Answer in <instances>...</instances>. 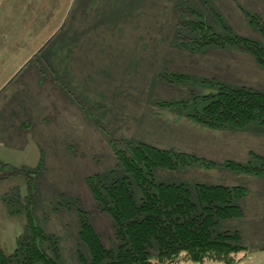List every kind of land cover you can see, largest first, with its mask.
Instances as JSON below:
<instances>
[{
	"label": "rangeland",
	"instance_id": "rangeland-1",
	"mask_svg": "<svg viewBox=\"0 0 264 264\" xmlns=\"http://www.w3.org/2000/svg\"><path fill=\"white\" fill-rule=\"evenodd\" d=\"M180 19L208 20L225 34L223 21L264 46V0H0V163H7L0 164V249L6 254L27 230L26 205L65 264H85L81 253L91 259L78 209L89 214L104 245L115 247L113 221L99 211L87 177H122L116 150L130 153L131 144L146 141L205 159L154 170L157 181L186 183L193 200L199 182L246 188L243 215L220 221L218 229L241 234L235 264H264V175L226 164L264 168V123L214 129L191 117L208 103L204 95L219 91L213 82L264 91V66L233 45L190 50L177 37ZM220 129L237 133L240 158L220 151L222 141L233 142ZM134 199L141 202L138 186ZM151 251L155 256L156 247Z\"/></svg>",
	"mask_w": 264,
	"mask_h": 264
},
{
	"label": "trees",
	"instance_id": "trees-1",
	"mask_svg": "<svg viewBox=\"0 0 264 264\" xmlns=\"http://www.w3.org/2000/svg\"><path fill=\"white\" fill-rule=\"evenodd\" d=\"M222 23L228 30L225 34L217 32L208 20L180 19L177 37L186 40L185 46L195 51L212 45L240 47L255 55L264 66L262 43L234 33L231 26ZM213 83L219 86V91L202 97L208 103L191 115L194 121L214 129L240 128L254 120L264 123V91ZM116 158L125 172L122 177L106 181L97 173L88 176L86 182L102 216L111 217L119 242L115 247H106L89 214L78 209L80 239L91 254L90 260L80 254L85 264H165L182 260L235 264L244 247L240 244L241 234L238 230H219L218 225L222 220L243 215L239 200L246 193L244 186L199 182L195 184L196 200H193L186 183L157 181L154 170L204 162L203 157L141 141L130 145V153L116 150ZM214 163L209 160L206 164ZM226 164L264 175V168L249 163L227 160ZM134 186L141 190L139 204L134 199ZM27 187L32 190L30 182ZM32 195L29 193L28 198ZM8 200L5 198L7 204ZM25 207L27 230L17 234L16 246L10 254L0 249V264H65L57 242L34 223L32 211L28 205ZM152 247H156L155 256Z\"/></svg>",
	"mask_w": 264,
	"mask_h": 264
},
{
	"label": "crops",
	"instance_id": "crops-1",
	"mask_svg": "<svg viewBox=\"0 0 264 264\" xmlns=\"http://www.w3.org/2000/svg\"><path fill=\"white\" fill-rule=\"evenodd\" d=\"M235 57V56H234ZM1 124V123H0ZM5 124V122H3V125ZM253 123H250V125H248V126H246V128L248 127V129L250 130L251 128H257V126H255V125H252ZM20 125V124H19ZM246 128H244V130L246 129ZM217 131H219L220 132V134H221V136L222 137H226V136H229L230 137V140L231 141H233V142H231V144H229L228 143V138H227V141L226 142H224V141H222V144H221V146L219 147V149H220V151H222V150H228L229 151V153L230 152H236V154H229L228 156H234V157H238V150H237V148H238V143L239 142H237L238 141V137H237V135H234V134H237V133H234V130H232V131H229V129H220V130H217ZM193 136H195V135H193ZM216 136V135H215ZM213 137V136H212ZM7 140L9 141V140H13V137L11 136V134H9L8 133V135H7ZM234 140H236V141H234ZM240 143H243V142H240ZM35 146H36V143H35ZM251 151V150H250ZM249 151V152H250ZM193 153H197V152H193ZM198 154V153H197ZM227 156V157H228ZM238 158H240V157H238Z\"/></svg>",
	"mask_w": 264,
	"mask_h": 264
}]
</instances>
